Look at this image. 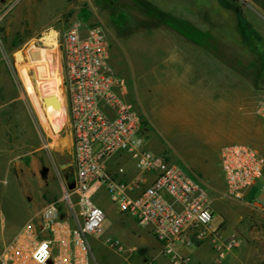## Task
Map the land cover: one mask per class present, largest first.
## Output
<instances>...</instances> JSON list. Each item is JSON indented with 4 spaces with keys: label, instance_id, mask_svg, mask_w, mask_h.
Wrapping results in <instances>:
<instances>
[{
    "label": "built area",
    "instance_id": "1",
    "mask_svg": "<svg viewBox=\"0 0 264 264\" xmlns=\"http://www.w3.org/2000/svg\"><path fill=\"white\" fill-rule=\"evenodd\" d=\"M106 29L81 27L66 30L61 44V91L66 122L71 128L75 186L64 200L48 205L19 228L0 249V264H98L91 239L103 234L106 211L95 198L106 190L120 213L147 228L161 244L160 255L171 264H192L183 248L211 243L222 263L238 247L237 238L224 240L206 188L178 165L146 149V125L136 108L120 97L123 81L108 65ZM256 114L264 122V95ZM128 154L140 175L119 181V167L110 172L109 162ZM220 166L227 193L244 199L260 185L264 195V153L245 144H230L220 152ZM154 174L149 185L144 177ZM143 185L141 193L136 190ZM103 244L124 254V244L107 237ZM148 264H154L149 262Z\"/></svg>",
    "mask_w": 264,
    "mask_h": 264
},
{
    "label": "crops",
    "instance_id": "2",
    "mask_svg": "<svg viewBox=\"0 0 264 264\" xmlns=\"http://www.w3.org/2000/svg\"><path fill=\"white\" fill-rule=\"evenodd\" d=\"M189 1L152 0L158 19L163 14L167 16L166 24L158 21L152 30L156 39L152 43H109L108 65L112 74L123 81L116 88L117 94L136 108L146 125V149L164 159L170 151L173 156L182 153L184 159L194 162L197 173L208 176L225 146L247 141L237 137L234 124L241 121L251 129L259 119L264 128L255 112L257 90L252 86L243 90L237 83H251L248 78L255 79L260 73L259 66L247 57L254 55L255 43H264V0H240L243 8H235L229 0H200L203 11ZM19 109L17 98L0 99V153L7 152V146L15 143L14 136L22 132L23 126L14 125L12 114ZM252 115L258 119H252ZM196 129L199 130L195 132ZM119 167L125 169V174L117 175L119 181L140 175L128 154L109 162L110 172ZM154 179V174H147L143 185ZM143 185L136 194L141 193ZM245 199L253 208L264 209L260 185L249 189ZM109 200L112 202L106 190L95 198L96 204L119 223L118 230L115 228L107 237L120 240L130 257L141 255V264H171L160 255L161 244L150 230L140 227L135 218L121 214ZM33 210L34 206H30L29 214ZM252 220L251 224L260 223L264 217ZM232 236L240 243L220 264L264 262V233L257 227ZM182 253L191 257L192 264H219L218 254L209 242L183 248ZM137 261L125 264H138Z\"/></svg>",
    "mask_w": 264,
    "mask_h": 264
},
{
    "label": "rangeland",
    "instance_id": "3",
    "mask_svg": "<svg viewBox=\"0 0 264 264\" xmlns=\"http://www.w3.org/2000/svg\"><path fill=\"white\" fill-rule=\"evenodd\" d=\"M123 1L131 3L130 0ZM145 1L151 3L152 0ZM189 2L194 8L203 11L200 0ZM229 2L235 8L244 7L240 0ZM107 3L108 0H0V99L17 98L21 109L12 112L14 125L23 126L22 132L18 131L14 136V145L7 146V152L0 153V249L38 211L64 200L66 191L75 186L72 134L65 121L64 99L62 97L60 112H43L46 106L35 85L36 69L28 57L29 50L32 47L53 49L48 46L47 40L50 34H56L54 75L61 91V44L70 27L79 25L82 35L86 36L91 27L101 25L107 31L109 43H152L156 39L152 34V25L157 24L158 9L155 11V20L151 21L153 24L149 23L151 26L133 30L129 28V23L122 24L123 18L115 16ZM139 11L137 8L131 10L146 25L147 18ZM159 21L166 24L162 19ZM254 48V55L247 59L259 66L260 73L255 79L248 78L251 83H243L242 80L237 83L243 90L250 89V86L257 90L259 101L264 95V43H255ZM36 97L42 98V109L35 106ZM254 117L257 118L252 115V119ZM258 120L254 121L251 129H247L246 123L241 121L237 125L233 124L237 137L247 140L237 144H247L264 153V128ZM170 152L166 155L168 162L186 169L192 178L206 187L216 214L214 224L219 225L224 240L234 238L232 235L238 232L249 233L255 227L264 233V220L251 224L255 216L264 217V209L253 208L249 200L236 199L227 193L226 184L220 175V160L211 165L210 175L203 176L196 172L193 161L184 159L182 153L177 152L173 156ZM30 206H34L31 214L28 212ZM106 214L102 225L104 234L91 239L98 264H125L131 260H139L137 263L141 264V255L130 257V252L118 254L103 244L107 234L119 228L117 218L107 211Z\"/></svg>",
    "mask_w": 264,
    "mask_h": 264
},
{
    "label": "bare ground",
    "instance_id": "4",
    "mask_svg": "<svg viewBox=\"0 0 264 264\" xmlns=\"http://www.w3.org/2000/svg\"><path fill=\"white\" fill-rule=\"evenodd\" d=\"M48 46L53 49H40L37 47H32L28 52V57L35 64L36 75L34 77L36 82V88L40 93L42 98L46 96H52L56 100V107L58 110H54L53 108L42 109V98H35L34 104L38 109H42L45 113H58L62 110L63 102H62V94L57 83L55 73L56 64L55 56L53 53L55 52V48L57 46L56 34H50L48 37ZM32 64V65H33ZM31 67L30 65L28 66ZM31 69V68H30Z\"/></svg>",
    "mask_w": 264,
    "mask_h": 264
},
{
    "label": "trees",
    "instance_id": "5",
    "mask_svg": "<svg viewBox=\"0 0 264 264\" xmlns=\"http://www.w3.org/2000/svg\"><path fill=\"white\" fill-rule=\"evenodd\" d=\"M131 3H126L123 0H108L107 3V7H109L111 10H113L115 12V16L117 15L122 19V24H126L129 23V28L130 29H140L141 26H151V21L155 20L156 18V8L153 7V5L151 3H149L148 1L145 0H130ZM132 4V5H131ZM141 4V5H140ZM142 5L145 6V8H140L142 7ZM138 9L140 10L139 12L145 17L147 18L148 23L146 25H144L143 21H139L136 16L134 14H132L131 10L132 9ZM163 14V13H161ZM163 18L162 21H165L167 16L166 15H161ZM161 18H157V22L161 19ZM153 22V21H152ZM160 22V21H159ZM151 23V24H149ZM153 27H157V25H152ZM129 29V30H130Z\"/></svg>",
    "mask_w": 264,
    "mask_h": 264
},
{
    "label": "water",
    "instance_id": "6",
    "mask_svg": "<svg viewBox=\"0 0 264 264\" xmlns=\"http://www.w3.org/2000/svg\"><path fill=\"white\" fill-rule=\"evenodd\" d=\"M43 102L47 108H50V109L53 108L54 110H58V108L56 107L57 102L54 99V97L46 96L43 98Z\"/></svg>",
    "mask_w": 264,
    "mask_h": 264
}]
</instances>
